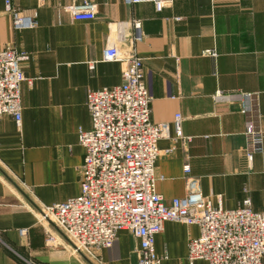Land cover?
I'll return each mask as SVG.
<instances>
[{
  "label": "crops",
  "instance_id": "crops-1",
  "mask_svg": "<svg viewBox=\"0 0 264 264\" xmlns=\"http://www.w3.org/2000/svg\"><path fill=\"white\" fill-rule=\"evenodd\" d=\"M91 1L95 18L75 21L69 0H11L14 9L36 14L34 28L14 30L0 0V50L26 56L20 67L27 79L20 126L0 118V264L137 262L128 232L93 263L42 219L45 207L80 192L77 132L90 128L87 93L122 83L124 63L102 61L108 46L142 60L151 122L167 127L154 170L163 202L184 197L192 182L214 206L231 210L248 199L254 212H264V139L262 152L247 158L245 136L250 118L264 136V0H160L161 8ZM137 22L141 40L134 42ZM245 106L250 116L241 112ZM198 236L196 226L166 222L154 239L160 264H188L187 244Z\"/></svg>",
  "mask_w": 264,
  "mask_h": 264
},
{
  "label": "built area",
  "instance_id": "built-area-1",
  "mask_svg": "<svg viewBox=\"0 0 264 264\" xmlns=\"http://www.w3.org/2000/svg\"><path fill=\"white\" fill-rule=\"evenodd\" d=\"M14 30L32 29L36 14L14 9L3 0ZM66 10L75 21H91L96 7L91 0H69ZM126 5L147 2L161 8L160 0H123ZM215 1V0H212ZM134 42L141 40L139 23L134 24ZM206 54H210L206 52ZM212 57L214 53L210 54ZM26 58L11 48L0 50V118L21 123V85L27 81L20 63ZM103 62H123L122 83L111 88L89 91L86 107L90 128L78 130V143L84 149L79 171L80 192L64 202L45 207L42 219L62 231L76 253L96 257L113 246L117 234L128 232L137 242L136 264H160L154 250L155 236L168 221L197 226L199 236L187 244L186 262L194 264H264V212H254L244 200L235 209L214 206L190 182L182 198L164 203L157 193L154 175L160 155L158 141L167 127L150 119V99L143 77V63L134 54L120 56L108 46ZM94 64H89L92 70ZM220 94L214 96L218 100ZM246 101L253 96L244 95ZM250 108L241 112L250 116ZM180 116L174 118L178 136ZM247 158L263 150L262 132L253 118L246 123ZM172 150H169L170 152ZM185 174L189 167L183 168ZM24 234L25 231H21Z\"/></svg>",
  "mask_w": 264,
  "mask_h": 264
},
{
  "label": "rangeland",
  "instance_id": "rangeland-1",
  "mask_svg": "<svg viewBox=\"0 0 264 264\" xmlns=\"http://www.w3.org/2000/svg\"><path fill=\"white\" fill-rule=\"evenodd\" d=\"M78 133V132H77ZM78 136V135H77ZM53 226H55V225H53ZM197 227V226H196ZM198 228V227H197ZM199 230V229H198ZM132 236V235H131ZM133 237V236H132ZM69 245L71 246V250H72V252L74 253V254H77V255H80V256H83L82 254H84V253H76L75 251H74V246L69 242ZM85 255V254H84ZM86 256V255H85ZM89 258L90 259H92V262L94 263L95 262V259H96V257H91V256H89ZM86 260H88V259H86ZM94 260V261H93Z\"/></svg>",
  "mask_w": 264,
  "mask_h": 264
}]
</instances>
